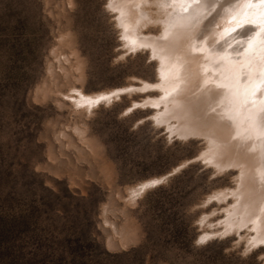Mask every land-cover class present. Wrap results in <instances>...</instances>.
<instances>
[{"label": "rangeland", "instance_id": "obj_1", "mask_svg": "<svg viewBox=\"0 0 264 264\" xmlns=\"http://www.w3.org/2000/svg\"><path fill=\"white\" fill-rule=\"evenodd\" d=\"M112 1L0 0V264H264L253 230L225 222L241 170L157 118L160 60L125 37ZM253 1L202 27L224 33ZM154 22L140 31L162 34ZM243 37L214 54L239 56Z\"/></svg>", "mask_w": 264, "mask_h": 264}, {"label": "bare ground", "instance_id": "obj_2", "mask_svg": "<svg viewBox=\"0 0 264 264\" xmlns=\"http://www.w3.org/2000/svg\"><path fill=\"white\" fill-rule=\"evenodd\" d=\"M231 1L155 0L162 11L160 17L148 9L154 3L151 0H113L111 5L119 11L125 37L134 45L151 47L160 60L162 79L156 86L165 96L150 98V103L165 105V111L159 110L157 118L178 134H205L211 142L206 158L214 157L216 166L231 164L241 170L239 187L231 191L236 204L228 210L230 214L227 211L225 222L234 229H252L255 242H264L263 142L260 144V132L264 135V12L260 15L264 0H254L249 8L239 2L237 5L243 8L232 9L236 14L230 18L234 20L241 12L244 16L241 21L228 24L224 33L217 28L210 33L204 30V25L218 20L219 12ZM157 20L164 27L162 34L140 31V24ZM233 29L236 31L225 38ZM213 32L217 38H213ZM236 35H244L238 42L246 47L239 56L235 53L238 44L214 54L228 38L232 44ZM107 94L84 93L76 100L92 104L99 97H110ZM172 117L177 121L172 122Z\"/></svg>", "mask_w": 264, "mask_h": 264}]
</instances>
